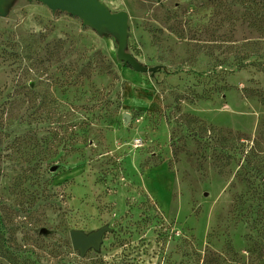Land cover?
Returning <instances> with one entry per match:
<instances>
[{"label": "rangeland", "instance_id": "374dc122", "mask_svg": "<svg viewBox=\"0 0 264 264\" xmlns=\"http://www.w3.org/2000/svg\"><path fill=\"white\" fill-rule=\"evenodd\" d=\"M99 1L0 0V264H264V0Z\"/></svg>", "mask_w": 264, "mask_h": 264}, {"label": "trees", "instance_id": "16d2710c", "mask_svg": "<svg viewBox=\"0 0 264 264\" xmlns=\"http://www.w3.org/2000/svg\"><path fill=\"white\" fill-rule=\"evenodd\" d=\"M198 121L197 119H194V122ZM190 122L192 120L190 119ZM212 130L214 129L211 127ZM242 142V139L240 140ZM239 170L244 171V173L247 174V170H252L256 173V175L260 176V181L262 182L261 186H264V149L260 148L258 145L251 146V148L246 151V153L243 156V162L239 166ZM264 193V191H263ZM258 222H260L261 225V231L260 236L264 240V209L260 210L259 216H258ZM257 222V223H258ZM261 254V253H260Z\"/></svg>", "mask_w": 264, "mask_h": 264}, {"label": "water", "instance_id": "95a60500", "mask_svg": "<svg viewBox=\"0 0 264 264\" xmlns=\"http://www.w3.org/2000/svg\"><path fill=\"white\" fill-rule=\"evenodd\" d=\"M63 1H66V0H63ZM123 119L127 123L130 120V115L128 113H124ZM105 230H106L105 228H101L90 234H84L83 232L78 231V230H71L69 232V238L71 241L72 248L74 250H77L79 254L81 255L85 254L86 251L89 250L90 248H94V249L98 248L99 243L101 241V237L103 233L105 232Z\"/></svg>", "mask_w": 264, "mask_h": 264}, {"label": "bare ground", "instance_id": "6f19581e", "mask_svg": "<svg viewBox=\"0 0 264 264\" xmlns=\"http://www.w3.org/2000/svg\"><path fill=\"white\" fill-rule=\"evenodd\" d=\"M57 1V0H52ZM75 5L82 11L90 12V14L94 17H98L100 19L106 18L105 11H101L100 8H104V5L99 0H66ZM91 24H96L94 21H90ZM111 25L117 26L119 24L118 19L114 21H109Z\"/></svg>", "mask_w": 264, "mask_h": 264}]
</instances>
